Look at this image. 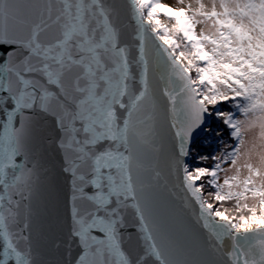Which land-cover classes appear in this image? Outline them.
I'll use <instances>...</instances> for the list:
<instances>
[{"label": "snow or ice", "instance_id": "1", "mask_svg": "<svg viewBox=\"0 0 264 264\" xmlns=\"http://www.w3.org/2000/svg\"><path fill=\"white\" fill-rule=\"evenodd\" d=\"M0 264H264V0H0Z\"/></svg>", "mask_w": 264, "mask_h": 264}, {"label": "rangeland", "instance_id": "2", "mask_svg": "<svg viewBox=\"0 0 264 264\" xmlns=\"http://www.w3.org/2000/svg\"><path fill=\"white\" fill-rule=\"evenodd\" d=\"M164 3H168V4H172V5H175L176 4V0H163ZM162 19H165V22H167L166 18H163Z\"/></svg>", "mask_w": 264, "mask_h": 264}]
</instances>
